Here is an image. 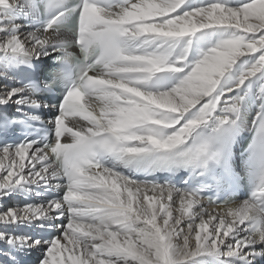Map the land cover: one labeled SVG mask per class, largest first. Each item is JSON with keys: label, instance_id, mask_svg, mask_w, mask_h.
Segmentation results:
<instances>
[{"label": "snow or ice", "instance_id": "snow-or-ice-1", "mask_svg": "<svg viewBox=\"0 0 264 264\" xmlns=\"http://www.w3.org/2000/svg\"><path fill=\"white\" fill-rule=\"evenodd\" d=\"M0 264H264V0H0Z\"/></svg>", "mask_w": 264, "mask_h": 264}]
</instances>
